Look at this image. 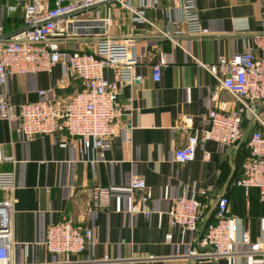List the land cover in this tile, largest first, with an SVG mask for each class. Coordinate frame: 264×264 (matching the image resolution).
<instances>
[{"label": "crops", "instance_id": "1", "mask_svg": "<svg viewBox=\"0 0 264 264\" xmlns=\"http://www.w3.org/2000/svg\"><path fill=\"white\" fill-rule=\"evenodd\" d=\"M54 1L50 0L51 5ZM196 1L209 35L176 41L161 38L149 24L118 5L110 6L119 15L113 18L110 33L136 42L134 72L142 81L124 87L117 133L103 157L100 151H84L66 131L28 141L18 122L0 118V146L13 159L1 164L0 171H13L17 181L11 264H255L252 256L206 262L188 254L192 249L206 250L200 241L208 224L217 221L220 197L229 199L228 215L240 220L264 249V196L256 188L246 196L245 189L236 185L249 156L252 133L264 131V102L258 106L261 121L245 119L244 137L235 147H222L214 141L200 143L194 160L184 164L175 160V152L187 144L193 130L209 128L211 110L228 113L239 106L237 97L221 87L222 72L212 73L211 69L221 58L244 54L253 46L254 36L264 33V0ZM143 4L144 0L132 1L133 8L145 11L149 20L166 28L168 0L156 7ZM99 13L107 16L108 6L99 8ZM21 28L22 4L0 0V35L11 36ZM94 43L90 37H81L63 49L92 52ZM156 65L162 72L158 82L153 78ZM105 76L114 79L109 69ZM61 79L62 67L57 65L51 75H13L0 92L8 93L19 111L24 104L42 101L40 91H47L51 99L67 101L84 89L79 79L63 86ZM183 116L192 117L193 130L178 129ZM134 177L143 178L152 192L149 204L154 213L148 218L133 212L135 200L142 196L130 187ZM98 185L111 189L106 210L92 205L91 191ZM202 189L209 190L207 198L201 197ZM184 193L207 207L196 232L171 225L168 212ZM67 220L92 228L97 246L79 255L49 253L43 244L47 229ZM248 249L235 245L236 252ZM261 261L264 264V254Z\"/></svg>", "mask_w": 264, "mask_h": 264}, {"label": "built area", "instance_id": "2", "mask_svg": "<svg viewBox=\"0 0 264 264\" xmlns=\"http://www.w3.org/2000/svg\"><path fill=\"white\" fill-rule=\"evenodd\" d=\"M11 1V0H10ZM23 7V28L11 36L0 35V87L17 74H52L57 65L62 67L63 86L73 79H79L84 89L67 101L51 99L47 91L39 92L43 98L36 103L24 104L16 111L10 95L0 92V118L18 122L19 131L28 141L36 136L66 131L71 139L78 141L84 151H100L101 157L111 149L117 133V118L121 115V99L125 86L142 81L135 74L138 64L136 42L131 38H115L110 33L113 18L119 17L110 9L118 5L142 22L149 24L163 39L176 41L179 38L203 37L209 30L202 25L196 0H168L169 19L166 28L149 20L145 11L132 6L133 0H15ZM161 0H144L145 8L160 5ZM108 6V15L101 17L99 8ZM11 9H14L12 7ZM264 17V12H263ZM81 37H90L95 43L92 52L63 49V45ZM112 71L114 79L109 80L105 71ZM217 69L224 75L220 79L223 89L235 95L239 106L224 113L213 109L209 112V128L193 130V119L183 116L178 129L193 130L188 142L175 152L179 163L191 162L200 143L214 141L222 147H235L244 137L245 119L261 121L258 106L264 102V33L256 34L253 46L244 54L232 59L221 58ZM155 81L161 80V66L153 69ZM130 110L129 107L125 108ZM249 156L243 164V175L236 185L245 189L246 196L252 188L264 196V131H254L249 140ZM208 156V154H207ZM0 146V165L12 162ZM17 187L13 171H0V264H11L14 246V193ZM132 191L141 192L135 200L134 213L146 218L154 213L150 207L152 192L143 178L131 179ZM208 189L200 195L207 198ZM111 189L95 186L91 191L92 205L97 210H106L111 199ZM230 201L227 197L218 200L217 221L208 224L200 245L205 251L192 249L188 257L198 261L213 262L230 259L235 255L252 256L255 264H263V243L253 241L241 221L228 215ZM206 204L186 193L179 196L168 212L172 226H182L196 232L205 216ZM160 215H162L160 213ZM168 240L172 235H168ZM98 240L92 228H82L67 220L52 224L44 241L47 251L55 255H79L87 249H94ZM242 244L249 249L236 252L235 245Z\"/></svg>", "mask_w": 264, "mask_h": 264}, {"label": "trees", "instance_id": "3", "mask_svg": "<svg viewBox=\"0 0 264 264\" xmlns=\"http://www.w3.org/2000/svg\"><path fill=\"white\" fill-rule=\"evenodd\" d=\"M249 153H250V151H249Z\"/></svg>", "mask_w": 264, "mask_h": 264}]
</instances>
